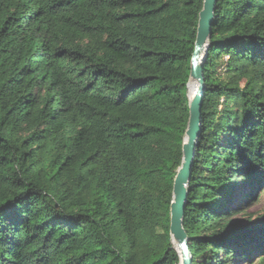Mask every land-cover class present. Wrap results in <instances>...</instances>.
Returning <instances> with one entry per match:
<instances>
[{
	"label": "trees",
	"instance_id": "obj_1",
	"mask_svg": "<svg viewBox=\"0 0 264 264\" xmlns=\"http://www.w3.org/2000/svg\"><path fill=\"white\" fill-rule=\"evenodd\" d=\"M203 0H0V264H180L169 235ZM182 227L264 264V0H216Z\"/></svg>",
	"mask_w": 264,
	"mask_h": 264
},
{
	"label": "water",
	"instance_id": "obj_2",
	"mask_svg": "<svg viewBox=\"0 0 264 264\" xmlns=\"http://www.w3.org/2000/svg\"><path fill=\"white\" fill-rule=\"evenodd\" d=\"M216 0H203L198 15L196 39L190 60L189 82H197V90L189 99V117L182 145V162L173 180L172 202L170 204L169 235L175 247L180 264H191L188 238L182 227L184 205L187 197L186 186L190 179V169L194 156L195 144L200 133L202 97L205 91L203 82L204 60L211 36Z\"/></svg>",
	"mask_w": 264,
	"mask_h": 264
},
{
	"label": "rangeland",
	"instance_id": "obj_3",
	"mask_svg": "<svg viewBox=\"0 0 264 264\" xmlns=\"http://www.w3.org/2000/svg\"><path fill=\"white\" fill-rule=\"evenodd\" d=\"M187 95H188L190 100L195 95V93L192 95L190 94L189 84L187 87ZM263 209H264V196L261 198V200H259L258 203L251 205L250 208L247 211H245V213L239 214V215L235 216L234 218L239 220V221H246L248 216L255 217L258 214H260ZM237 264H245V260H242V261L238 262Z\"/></svg>",
	"mask_w": 264,
	"mask_h": 264
},
{
	"label": "bare ground",
	"instance_id": "obj_4",
	"mask_svg": "<svg viewBox=\"0 0 264 264\" xmlns=\"http://www.w3.org/2000/svg\"><path fill=\"white\" fill-rule=\"evenodd\" d=\"M189 89H190V94H194L196 93V90H197V82L194 81V80H190V83H189Z\"/></svg>",
	"mask_w": 264,
	"mask_h": 264
}]
</instances>
